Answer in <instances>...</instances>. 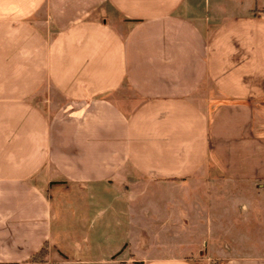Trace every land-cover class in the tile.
I'll list each match as a JSON object with an SVG mask.
<instances>
[{
  "label": "crops",
  "instance_id": "0c3cea01",
  "mask_svg": "<svg viewBox=\"0 0 264 264\" xmlns=\"http://www.w3.org/2000/svg\"><path fill=\"white\" fill-rule=\"evenodd\" d=\"M196 178L264 264V0H0V264H197L156 258Z\"/></svg>",
  "mask_w": 264,
  "mask_h": 264
},
{
  "label": "rangeland",
  "instance_id": "374dc122",
  "mask_svg": "<svg viewBox=\"0 0 264 264\" xmlns=\"http://www.w3.org/2000/svg\"><path fill=\"white\" fill-rule=\"evenodd\" d=\"M213 182V179L196 178L192 179L191 182L181 183V207L185 208V212L183 213L187 214V212H194L198 224H196L195 227L188 226V231H183L181 228L173 226H166L163 228L164 230H160V232L164 233V244H167L169 248L165 249L156 258L164 260L172 257H182L183 260L191 259L197 264H215L218 260H221L216 259L218 257L217 248H220L222 251H230V240L220 234L218 236L216 233L211 234L208 225H206V216L209 214L211 207H220L219 202L213 204L211 201L213 197L211 190ZM158 187L159 191H149L143 194L142 192L140 193L139 190L138 196H136V199L133 201V203L137 204L139 221L144 220L146 218L145 214L151 209L149 206L152 201L151 198H154L153 200L161 206L160 208H165L168 199L171 198L169 194L161 192L163 189L161 184ZM134 195L135 194H133V196ZM150 211L149 216H153ZM222 221L224 223L223 218ZM141 227L145 229L144 226H139L140 229ZM146 238L147 237L142 234L139 242L135 244L132 243L131 248L137 247L146 249V245L148 244ZM181 246L183 247L181 248ZM238 252L242 251L239 250ZM227 253L229 252H225V254Z\"/></svg>",
  "mask_w": 264,
  "mask_h": 264
},
{
  "label": "trees",
  "instance_id": "16d2710c",
  "mask_svg": "<svg viewBox=\"0 0 264 264\" xmlns=\"http://www.w3.org/2000/svg\"><path fill=\"white\" fill-rule=\"evenodd\" d=\"M47 252V244L44 243L37 251L32 254V260H42V256Z\"/></svg>",
  "mask_w": 264,
  "mask_h": 264
}]
</instances>
